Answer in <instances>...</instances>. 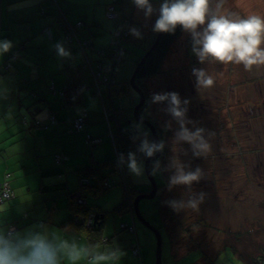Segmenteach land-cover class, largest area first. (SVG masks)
Masks as SVG:
<instances>
[{
	"label": "rangeland",
	"instance_id": "1",
	"mask_svg": "<svg viewBox=\"0 0 264 264\" xmlns=\"http://www.w3.org/2000/svg\"><path fill=\"white\" fill-rule=\"evenodd\" d=\"M152 2L154 7L158 8L161 0H152ZM122 7L125 18L130 20L129 17H132L130 23L128 19L122 22V26L127 25L128 30L130 27L138 28L141 25L143 28L148 27L157 18L154 14L151 18L145 19L143 13L133 6L132 0H123ZM225 8L242 17L250 14L264 17V0H227ZM103 22L111 27L117 24L108 14H105ZM130 36L131 40L125 39L124 36L118 40L123 51L122 60L116 68L115 80L122 85L129 82L135 65L146 48L141 39L131 34ZM189 36L188 33L182 32L174 40L162 62L161 72L145 83L149 97L153 93L174 91L182 100H189L187 117L195 121L198 127L215 133L211 139L212 153L207 158L193 157L190 146L186 143L180 146L188 151V155H181L180 159L190 164L191 169L194 170L199 166L205 172V178L193 184L192 192H204L206 197L199 205L198 212L191 210L177 212L167 205V201L187 199L189 191L185 186H176L171 191L168 190L166 182L172 173L164 171L162 166H166L173 155L170 151V141L173 131L178 126L173 121L172 130L166 131L164 125L171 120V117L162 111L165 105L152 104L149 111L146 108L144 111L158 120L161 138L167 143L164 152L156 158L161 161L162 168L160 173L153 175L159 188L153 197H142L139 200V209L147 221L155 228H159L162 237L161 264H195L196 261H199V264L202 262L249 264L250 256L257 254L260 248L264 247V90L262 89L264 67H254L253 71L247 72L242 65H224L218 62L200 64L191 49L188 52ZM194 67L205 68L214 76L215 83L212 88L197 90L195 77L191 74ZM231 74L234 77L232 80ZM252 89H256L257 94L253 93ZM251 92L254 95H251ZM138 100L139 93L134 89L111 98L114 105H121L124 108L134 107ZM137 123L141 122L134 117L127 123L131 136L138 135L133 128ZM111 125L112 130L115 131L113 122ZM187 126L192 129V125ZM143 128L149 132V139L153 140L149 128L145 124ZM130 144V151L136 152L139 140L135 142L131 140ZM110 149L111 155H114L112 144ZM136 154L144 167L146 158L138 152ZM108 171L109 169L105 170ZM128 175L132 183L150 191L151 185L145 167L141 177L133 175L129 170ZM108 176L114 178L116 184L107 189L102 188L96 196L86 194L87 206L104 212L103 236L112 238L110 243L116 242V246L128 249L130 253H132L131 239L132 237L134 241L137 239L140 245L141 264H156L155 233L135 214L132 218L128 209L115 210L124 198L125 189L116 171L109 173ZM166 190V198L163 201L162 195ZM164 205L168 209L164 208ZM163 208L164 211L166 210V215L174 216L178 221L173 223L174 220L168 217L172 223L170 230L165 226ZM201 220L203 222H200ZM132 222L136 227V237L129 230L121 229L122 223L132 225ZM188 226L191 227L190 237L194 242H200V247L210 258L206 257L200 248L193 249L188 254L184 253L188 245L186 235ZM228 231H233V237L231 238L230 235L229 237L235 241L236 250L242 253L244 261L227 247L217 253L224 242V239H220L226 237ZM120 242H123L122 246L119 245Z\"/></svg>",
	"mask_w": 264,
	"mask_h": 264
},
{
	"label": "crops",
	"instance_id": "2",
	"mask_svg": "<svg viewBox=\"0 0 264 264\" xmlns=\"http://www.w3.org/2000/svg\"><path fill=\"white\" fill-rule=\"evenodd\" d=\"M56 1L69 23L84 21L79 32L82 46L67 37L56 23L57 9L50 0H0V40L13 44L9 52L0 55V67L9 64L0 70V180L6 177L15 192L12 199L0 204V225L8 227L11 222L16 230L23 231L50 217L48 222L43 221L49 228L81 236L73 223L60 224L69 214L67 191L78 187L77 169L92 157L100 160L111 155L112 141L108 136L112 125L106 112L113 103L107 96V83L94 81L97 63L93 61V37L100 32L97 44L110 46L116 25L103 22L111 0ZM89 28L100 29L87 35ZM118 28L120 35L123 26ZM84 39L87 45L83 44ZM57 43L70 57L57 55ZM50 85L56 89L75 86L81 102L65 105L68 97L57 96ZM252 90L257 94L256 89ZM83 110L87 112L85 127L72 131L73 117ZM50 111L55 113L57 122L47 128L35 127L36 120L48 122ZM87 135L101 138L93 156L85 140ZM55 152L66 156L62 163L54 160ZM119 248L126 253L121 264H136L138 257Z\"/></svg>",
	"mask_w": 264,
	"mask_h": 264
},
{
	"label": "clouds",
	"instance_id": "3",
	"mask_svg": "<svg viewBox=\"0 0 264 264\" xmlns=\"http://www.w3.org/2000/svg\"><path fill=\"white\" fill-rule=\"evenodd\" d=\"M132 3L145 19L157 15L152 28L154 33L174 34L178 26L188 33L191 51L200 64L242 65L247 72L253 71L254 67H264V17L260 15L242 17L225 8L227 0H161L158 8L154 7L152 0H132ZM129 32L142 39L139 29L130 27ZM12 47L11 41L0 40V55ZM55 49L61 58L70 57L62 44L57 43ZM191 74L195 77L197 90L214 86L215 78L205 68L194 67ZM149 104L165 105L162 111L171 117L164 125L166 131L172 130L173 121L178 126L170 141L173 155L163 170L172 173L168 179L169 191L176 186H185L189 195L187 199L166 203L173 211L198 212L206 193H193L192 186L205 178V172L199 166L191 169L190 164L180 159L181 155H188V151L180 146L186 143L193 157L207 158L212 153L211 139L215 133L198 127L187 117L189 100H182L177 92L153 93ZM187 125H192V129ZM133 128L138 135L131 139L133 142L139 140V145L136 152H128L126 158L123 153L119 154L118 164H126L130 173L141 177L144 174L143 162L138 160L136 153L153 158L164 152L167 142L150 140L142 122ZM161 170V161L153 159L151 174L157 175ZM4 198H9L8 192L4 193ZM125 255L118 246L109 244L104 238L93 241L45 224L30 226L23 231L0 225V264H121Z\"/></svg>",
	"mask_w": 264,
	"mask_h": 264
},
{
	"label": "trees",
	"instance_id": "4",
	"mask_svg": "<svg viewBox=\"0 0 264 264\" xmlns=\"http://www.w3.org/2000/svg\"><path fill=\"white\" fill-rule=\"evenodd\" d=\"M50 2L57 9L56 10L57 11L56 23L62 26L61 29L65 32V35L67 37H69L72 40L76 39L79 42V45L82 46V40L79 38V32L84 28L83 27L85 25L84 21L79 20L74 23H69L67 20L65 21L63 19V12L61 11L59 5H56L54 0H50ZM122 5H123V0H112L109 3V6L113 7L111 12L114 15H116L114 18H112L117 23L116 29L120 25H122V22L125 19H128L127 17L125 18V15L123 16L122 14L124 12ZM129 18L130 20L128 19L129 21L128 23L131 22L132 17H129ZM94 23H95L94 25H98L97 22H94ZM153 25L154 23L150 24L148 27H145L146 29L143 28L142 25L137 28L142 34L141 42L144 43L143 45H146V48L144 49V53L152 45V43L155 40L156 34H157L152 31ZM126 26L127 25L123 26L122 32L120 35H118L116 30H114L112 33V39H111L110 46H105V47L102 45L103 42L97 44L98 38L100 36V32H96V31H99L100 28L94 29V30L89 28V30L86 31L87 35H92L91 32H94V33L96 32L95 36L93 37L94 39L93 42L96 43V46L94 47L95 57L93 61L96 60V63H97V71H96L97 75H95L94 81L98 82L99 80H102L103 82L107 83V89H108L107 96L109 100L112 98V96H115V95L120 96L123 93H129L130 90L133 89L130 86L129 82H126L124 85H122L121 83H118L115 80V73H116L117 65L122 60L121 59L122 57L118 59V56L122 55L121 52L123 51V48L120 46V43L118 40L122 36H124L125 39L131 40L128 26L127 28ZM86 27L88 28L87 25ZM182 32L183 31H181L180 27L178 26L174 34L163 33L158 44L154 47V49L149 53V55L144 60L135 78L136 84L143 91L144 97H145L144 104L139 109V112L141 116L148 119L155 126L160 140L162 138H161V133H160L158 123H157L158 120L155 117H152L149 114V112L148 114H146L147 112L145 113L144 111L145 108L147 109V111H149L150 107L152 106V104H149V100H150L149 91H148L145 81L158 75L161 72V66H162L163 60L169 53L170 47L173 44L174 40L178 38ZM187 42H188V46H190L188 47V52H189V50L191 49V37L190 36L188 37ZM87 43H88L87 40L84 39L83 44L87 45ZM139 60L140 58L138 59V61ZM198 63L196 64L200 66V64ZM8 67H9V64H7L6 62L3 64L2 67H0V70L2 69L3 71V68L7 69ZM50 89L54 93H56L57 96H60V97L67 96L68 97L67 100H65V105H76V104H79V102H81L82 100L81 96H79L80 92L78 91V89H76L75 86L65 85L61 89H56L54 86L50 85ZM42 100L44 99L42 98ZM61 103L64 104L63 102ZM108 106L110 107V110L106 112L108 123L111 124V122H113V125L115 126V131H113L110 128V133H109L111 136L110 138L113 144V149H114L115 154L111 155L110 157H104L100 160H96L92 157V159L88 161L83 167H79L77 169L78 187L75 190L67 191V197H68L67 206L69 209V214L67 216L68 218L66 220H63L60 226H65L70 223H73L79 235H81L83 238H89L93 241L104 238L107 242H111L112 238L104 237L102 234L103 224L105 220L104 216L99 226H93L92 216L96 213L101 214L102 212L94 210L92 206H87L86 194L89 193L93 196H96L98 195L99 192H101L102 188L107 189L110 186L116 184L114 178H109L108 176L109 173L116 171L120 176V182L122 183V185H124L125 195H124V198L119 203V205L115 208V210H120V208L128 209L131 212L132 218H134L132 202L138 194L148 192V190L131 182L129 175H128V169H127L126 164L125 165L118 164L119 154L123 153L126 158L127 153L130 152V149H131L130 143L132 140L131 139L132 133L129 132V129L127 128V123L134 117L133 116L134 107L124 108L121 105L117 106L114 104L108 105ZM86 117H87V112L84 110L81 111L75 117H73L72 127H71L72 131L77 132V131L83 130L86 124ZM78 118H81L83 120V125L81 128L76 129L74 127V123H75V120ZM56 122H57V119H56L55 113L53 111H50V119L48 120V122L36 120L34 123H35V127L42 129V128H47L50 124L53 125ZM86 139H87L86 142H88L90 145L91 155L93 156V149L100 142L101 138L93 136V135H87L85 140ZM53 158L56 161V163L60 164L62 163V161L65 160L66 156L62 152H55L53 155ZM150 166H151V162H150ZM162 168H164V165L162 166ZM106 169H109V171L105 172ZM166 184L168 185V181L166 182ZM157 187L159 188V186ZM3 190L8 191L9 198L0 199V204L3 203L4 201L12 199L15 196V192L9 180H7L6 177L0 180V193ZM78 192L80 193L79 196H77ZM164 208L168 209L166 205H164ZM164 208H163V216H164V220L166 221L165 226L168 227V229L170 230L171 229L170 226L172 225V223L170 222L169 220L170 218L168 217H171V219L174 220L173 223L175 222L178 223V221L175 220L176 217L171 216V215H166V210L164 211ZM49 219L50 217L48 218L45 217V220L44 219L39 220L38 224H43V221L44 223H46L49 221ZM8 227H13L14 229L17 228L16 225L11 222L8 223ZM121 229L129 230L130 233L131 232L134 233L136 237V231H135L136 227L133 222H132V225H129L128 223L127 224L122 223ZM187 232H190L188 227L186 228V233ZM187 236H188V239H187L188 245H187V249H185V254H188L193 249L199 248L197 242H194L193 238H191L190 235H187ZM131 244L132 245H130V247L132 249V254L139 258L136 264H141L140 245H139L138 240L136 239V241L132 242ZM226 247L232 250V252H234L237 256H239L241 260L243 261L245 260L242 253L238 252L236 248H233L232 246H225L224 248H222V250L225 249ZM263 249L264 247H261L260 251L257 254L255 255L253 254L250 256L251 261L249 264H264L263 263L264 253L262 254ZM198 263L199 261L195 262V264H198Z\"/></svg>",
	"mask_w": 264,
	"mask_h": 264
},
{
	"label": "water",
	"instance_id": "5",
	"mask_svg": "<svg viewBox=\"0 0 264 264\" xmlns=\"http://www.w3.org/2000/svg\"><path fill=\"white\" fill-rule=\"evenodd\" d=\"M54 2L56 3V5H58V2L56 0H54ZM63 19L65 21L67 20V18L64 16V14H63ZM162 34L163 33H157L156 34L155 40L152 43V45L145 51V53L143 54V56L140 58V60L138 61V63L135 65V68H134L133 73L131 75V78L129 80L130 86L139 93V101H138V103L133 108V116H134V119H136L139 122H142L143 124H145L149 128V130H150V132L152 134V137H153V140L154 141H159L160 139L158 137L157 130H156L155 126L148 119H146L143 116H141V114L139 112V109L144 104L145 97H144L143 91L136 84L135 78H136V75H137L139 69L141 68L144 60L146 59V57L149 55V53L154 49V47L160 41V38H161ZM159 156H160V153H157L155 157H153V158H146L145 159L144 167H145V172L147 174V177H148V179L150 181L151 189H150V191L148 193L138 194L134 198V200L132 202L134 214L147 227H149L155 233V235H156V239H157L156 264H161V247H162V237H161V233H160V231L157 228H155L149 221H147L144 218V216L142 215V213H141V211L139 209V200L142 197H153L155 195V192H156V189H157V184H156V181H155L154 176L151 174V171H150V162L153 159L158 158ZM103 216H104L103 213H101V214H97V213L94 214L92 216V219H93V223L92 224H93V226H99L101 224V221H102Z\"/></svg>",
	"mask_w": 264,
	"mask_h": 264
},
{
	"label": "flooded vegetation",
	"instance_id": "6",
	"mask_svg": "<svg viewBox=\"0 0 264 264\" xmlns=\"http://www.w3.org/2000/svg\"><path fill=\"white\" fill-rule=\"evenodd\" d=\"M225 115V114H224ZM209 116V115H208ZM226 116V115H225ZM231 127H234V126H232L231 125ZM157 186H158V184H157ZM157 189H158V187H157ZM157 189H156V192H157ZM156 192H155V194H156ZM167 192V190L166 191H164L163 192V195H162V200L164 201V199L166 198V196H165V193ZM197 216V215H196ZM200 222H203V220H201ZM188 228H189V231L190 232H187L186 233V235H190L191 236V227L190 226H188ZM229 235L231 236V238L233 237V231H228V233H227V236L226 237H223V238H221L220 240H222V239H224V242H223V246H222V248H224L225 246H232L233 248H236L235 246V241L234 240H232L230 237H229ZM192 238V237H191ZM199 241H198V246H199V248L202 250V248L200 247V245H199ZM222 248L221 249H219L218 251H217V253L220 251V250H222ZM203 251V250H202ZM203 253H204V251H203ZM204 255H206V257H208V258H210V256H207L208 254H205L204 253ZM216 255V254H215ZM199 264V263H198ZM201 264H204V262H202Z\"/></svg>",
	"mask_w": 264,
	"mask_h": 264
},
{
	"label": "built area",
	"instance_id": "7",
	"mask_svg": "<svg viewBox=\"0 0 264 264\" xmlns=\"http://www.w3.org/2000/svg\"><path fill=\"white\" fill-rule=\"evenodd\" d=\"M112 9H113V7H109V10H108L107 14H108L110 17H113V18H114L115 15L111 12ZM121 32H122V31H121ZM121 32H120V33H121ZM117 34L119 35V32H118ZM121 57H122V56L119 55V56H118V59H120ZM82 125H83V120H82L81 118H78V119L75 120L74 127H75L76 129L81 128ZM5 192H8V191L3 190V191L0 193V199H3V198H4V193H5ZM79 195H80V193L78 192V193H77V196H79ZM11 228H13V227H11Z\"/></svg>",
	"mask_w": 264,
	"mask_h": 264
}]
</instances>
